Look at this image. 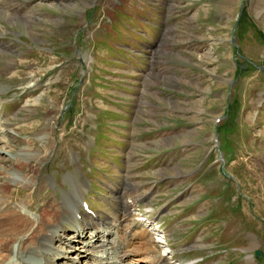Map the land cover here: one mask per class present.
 Here are the masks:
<instances>
[{"label":"rangeland","instance_id":"rangeland-1","mask_svg":"<svg viewBox=\"0 0 264 264\" xmlns=\"http://www.w3.org/2000/svg\"><path fill=\"white\" fill-rule=\"evenodd\" d=\"M121 1L128 5L121 4L119 10L132 17L134 24L118 19L122 28L110 27L105 39L106 33L94 35V23L89 19L100 16V8L110 13L113 0H0V69L9 59L20 61H9L14 66L12 73L0 70V80L7 85L1 93L14 97L22 88L29 92L17 97L24 95L10 118L2 121L6 120L11 130L0 142V147L5 143L6 149L0 153V170L4 172H0V184L6 181V191H0V206L4 204L0 218L14 224L42 211L51 213L52 203L59 202L56 200L60 194L77 187L98 210L101 205L97 194L107 189V200L115 197V205L126 202L131 209L135 204L141 208L150 203L152 209L158 210L165 229L181 231L192 222L195 230L212 203L206 193L211 184L219 187L213 198L220 197L224 202H232V192H236V198L243 196L239 191L252 198L249 203L243 196L242 204L237 205L245 221L240 222L253 231L240 227L242 236L232 243L239 255L227 264H264V0ZM145 4L149 9L144 13L153 19H147L150 31L145 37L150 44V61L137 78L138 72L127 66L128 61L115 57L126 52L117 47L128 52L140 40L133 38L132 31H142L136 22L145 20L139 16ZM33 55L37 63H28ZM87 61L90 73L81 87H74L73 83L81 78L79 67ZM19 63L25 64L17 70ZM129 82L136 85L132 87ZM70 101L74 113L65 117L63 112ZM118 102L133 103L134 108L129 107L131 115L125 103L123 112L116 111ZM93 112L104 125L97 133L100 153L92 156L95 177L88 174L86 178L82 171L91 136L84 119L92 120ZM123 116H129L128 121L121 119ZM109 123H120L125 128ZM65 134L66 140L62 141L60 137ZM25 142L35 153L28 161L20 159L23 176L35 180L27 186L11 179L18 159L14 156L16 148ZM222 163H226L224 169ZM114 178L118 187L123 182L124 194L120 198L109 190ZM24 202L34 204L31 211L22 205ZM226 210L222 208L225 213ZM235 213L229 211L212 220L227 224L226 231L235 234L233 226L240 225ZM124 214L112 216L125 223L124 218L120 220ZM130 215L138 214L132 211ZM32 218L25 228H31L32 233L23 241L22 230L0 220V228H7V233L16 231L9 239L6 232L0 237V250L6 258L0 264H17L22 258L16 256L21 243L42 235L37 232L40 224L36 215ZM111 219L109 223H115ZM129 234L130 240L145 238L133 236L131 230ZM195 234L185 241L174 232L172 236L168 233V241L176 249L182 244L215 243L212 234ZM59 242L55 245L57 251ZM137 245L134 242L133 247ZM256 248L261 250L258 257L254 255ZM222 254L216 253L201 264L223 260ZM137 264H145L143 258Z\"/></svg>","mask_w":264,"mask_h":264},{"label":"bare ground","instance_id":"bare-ground-1","mask_svg":"<svg viewBox=\"0 0 264 264\" xmlns=\"http://www.w3.org/2000/svg\"><path fill=\"white\" fill-rule=\"evenodd\" d=\"M32 101L35 103L36 99ZM3 104L4 102L0 100V107ZM3 118L4 116L0 113V122L4 120ZM3 126H5L4 122H2V126H0V142L1 140L5 141L6 136L8 137L7 133H5V129H2ZM4 145L3 147H5ZM3 147H0V153L5 152L6 149ZM14 156L18 159H16V165H14L12 170L13 182H19L24 186L31 185L34 180L28 175L23 177L19 169L22 166V161H28L30 157L35 156V153L30 152L27 147H23L22 149H18ZM21 158L22 161H20ZM0 172L4 173L1 170ZM5 183L6 181H3L0 184V191H6ZM63 196L64 199H60L57 204L52 203L53 211L51 213L42 211L36 214L37 223L40 224L37 232L42 233V235L38 239L37 235H35V239L32 240V242L26 239V241L21 243L19 252L17 251L16 256L20 255L22 258H18L17 264H59V261H55V259L59 257H64V261L67 259L68 262H64V264H131V258H124V256L129 253L128 251L130 249L134 250L133 253L148 252V256L147 254L146 256L149 264H168L166 257L155 248V243L152 241L153 238L149 231L139 226L138 222V224H136V221H134L132 217L123 215L120 220L125 219V223L118 221L116 215L112 217L115 220V223L112 224L109 223V220L106 221V218L96 220L86 216L80 210L78 202L81 201L76 190L70 189ZM2 206H4V204ZM2 206H0V210ZM46 223L49 224L47 225ZM35 224L36 222H33V226H35ZM69 224L71 227H68ZM68 228L71 230L70 233L65 231ZM130 230L134 233L132 234L133 236L145 235V238L136 237L137 241L133 239L130 240ZM138 230L139 232L135 233ZM3 233L4 232L1 230L0 237ZM31 233L32 230L30 228L21 232L20 236L24 239L30 236ZM5 234L7 239L12 236V234L7 232ZM0 240L2 239L0 238ZM57 240H60L62 243L61 245L58 243L60 248L58 251L55 246ZM132 240L137 242L139 246L127 248L126 244ZM83 247L88 248V250L83 249Z\"/></svg>","mask_w":264,"mask_h":264},{"label":"water","instance_id":"water-1","mask_svg":"<svg viewBox=\"0 0 264 264\" xmlns=\"http://www.w3.org/2000/svg\"><path fill=\"white\" fill-rule=\"evenodd\" d=\"M256 254H259V251L258 250H256Z\"/></svg>","mask_w":264,"mask_h":264}]
</instances>
